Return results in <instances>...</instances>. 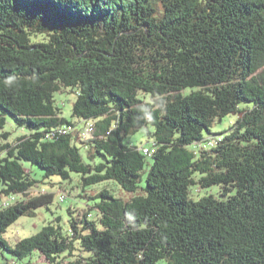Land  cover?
Returning <instances> with one entry per match:
<instances>
[{"label":"trees","instance_id":"trees-1","mask_svg":"<svg viewBox=\"0 0 264 264\" xmlns=\"http://www.w3.org/2000/svg\"><path fill=\"white\" fill-rule=\"evenodd\" d=\"M0 137V264H264V0H0ZM34 166L84 207L9 244Z\"/></svg>","mask_w":264,"mask_h":264},{"label":"rangeland","instance_id":"rangeland-1","mask_svg":"<svg viewBox=\"0 0 264 264\" xmlns=\"http://www.w3.org/2000/svg\"><path fill=\"white\" fill-rule=\"evenodd\" d=\"M74 96L69 94L64 95H58L57 97V103L58 105L63 109V114L68 117H70L71 112V102L73 100ZM234 119L233 115H226L222 118V120L215 125H213V129L215 132L223 130L227 128L228 124ZM14 122L8 117L6 124H4L3 130H9L11 132V135H9V141L14 139V137L20 133V130L16 129L14 126ZM147 138H146V129L145 127L137 128L135 131L130 133L128 136L126 135L124 137V141L127 143H131L137 146H140L142 144H147ZM2 141V138L0 137V142ZM148 145V144H147ZM152 156H148L146 158L147 163L145 164V167L142 172H140V180L139 184L140 187H145L146 184V176L147 172H149L150 165L152 162ZM33 176L39 180V183L34 186V188L30 191L32 194H38L40 192L45 191H52L55 194V197L53 199V204H50L51 210L53 213H51L50 210H47L44 207H41L39 209H36V213L32 216H20L17 221L12 224L10 227L6 229L4 232V237L7 239V242L9 244H13L14 241H16L19 237H25L29 236L35 232H37L43 225L47 223L49 219H53L56 215L62 216L63 223H66L65 220L67 218L66 216V207L67 205H72L76 209H80L84 207L83 204H81L77 200V190L74 188H71L67 182H65L63 185H60L58 181L60 178L56 176H50V177H44L43 172L38 169V167L34 166L32 169ZM51 182L53 184H51ZM115 189H117V192L119 194L125 193L124 190H121L120 188H117L115 185L112 184ZM66 189H64V188ZM218 189L217 186H211L205 189H201L200 195L205 194L207 192H213L215 193ZM62 190L68 191V198L64 199L63 201H59V194ZM140 192V189H138ZM35 264H45L44 259L41 257L35 258ZM155 264H167L166 261L159 260Z\"/></svg>","mask_w":264,"mask_h":264},{"label":"built area","instance_id":"built-area-1","mask_svg":"<svg viewBox=\"0 0 264 264\" xmlns=\"http://www.w3.org/2000/svg\"><path fill=\"white\" fill-rule=\"evenodd\" d=\"M92 123L88 122L86 126L80 131V137L83 139H86L90 136V133L92 131ZM208 145H215L214 140L209 141ZM146 148H151V145H144L141 147L144 153H146ZM67 198V194L65 190H62L59 194V201H63L64 199Z\"/></svg>","mask_w":264,"mask_h":264},{"label":"bare ground","instance_id":"bare-ground-1","mask_svg":"<svg viewBox=\"0 0 264 264\" xmlns=\"http://www.w3.org/2000/svg\"><path fill=\"white\" fill-rule=\"evenodd\" d=\"M154 147V146H153ZM153 147H151V148H146V153L147 154H152V152L154 151V148Z\"/></svg>","mask_w":264,"mask_h":264}]
</instances>
